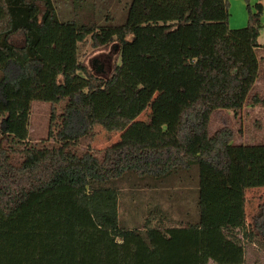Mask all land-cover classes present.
I'll return each instance as SVG.
<instances>
[{
  "label": "trees",
  "instance_id": "obj_1",
  "mask_svg": "<svg viewBox=\"0 0 264 264\" xmlns=\"http://www.w3.org/2000/svg\"><path fill=\"white\" fill-rule=\"evenodd\" d=\"M65 1L71 18L60 22L53 0H0V264H244L242 246L226 232L247 229L264 239V201L246 223L247 192L264 188V144L233 145L225 129L209 137L208 123L217 110L241 111L258 79L262 5L252 12L248 5L247 26L232 30L227 0L212 3L224 8L217 20H210L215 8L204 9L205 0H186L175 21L132 23L128 12L119 26L99 25L98 0ZM132 1L149 13L147 0ZM49 26L57 34L44 53L39 46ZM105 30L114 35L98 42ZM16 34L21 46L11 42ZM88 37L94 51L112 43L118 49L106 78L79 57ZM185 66L197 74V88L173 133L118 144L102 159L68 151L96 128L108 136L126 131L165 75ZM27 93L52 106L51 126L54 106L66 102L55 136L60 147L27 148L16 166L3 146L11 133L5 114ZM195 167L193 222L164 227L163 214L151 217L161 212L156 205L140 228L122 226L118 182L128 174L163 179Z\"/></svg>",
  "mask_w": 264,
  "mask_h": 264
},
{
  "label": "rangeland",
  "instance_id": "obj_2",
  "mask_svg": "<svg viewBox=\"0 0 264 264\" xmlns=\"http://www.w3.org/2000/svg\"><path fill=\"white\" fill-rule=\"evenodd\" d=\"M191 0H147L149 13L142 15V2L132 0H98L99 25L119 26L126 21L128 12L130 22L142 23L144 21H175L192 4ZM224 2L225 0H219ZM215 0H205L204 9L215 8L210 20L220 19L224 14V8L219 10L214 7ZM132 3V7H131ZM228 26L232 30L242 29L248 22V5L251 12L256 4L262 5L260 16L264 26V0H227ZM57 8V16L60 22H65L71 17L70 3L65 0H53ZM134 4V5H133ZM106 16L111 19L107 21ZM113 31H98L97 41L104 43L114 34ZM57 34L55 26H49L46 35L42 37L39 50L46 52ZM92 39L88 37L85 43L79 45V57L88 65L91 72L99 77H107L112 65L118 61V49L114 43L105 50L94 51L91 47ZM96 41V40H95ZM96 41V42H97ZM11 42L16 46L23 44V36L16 34L11 37ZM258 42L264 44V27L260 30ZM44 52V53H45ZM260 67L257 84L248 94L246 103L241 111L233 113L227 110L213 112L208 123V136L212 137L219 130H228L233 136V145H258L264 144V53H259ZM183 65V63L181 64ZM197 74L190 67L179 68L178 71L170 70L166 74L155 97L147 110L123 133L108 136L102 129L96 128L92 136L74 142L68 151L80 157L85 153H91L102 159L106 149L130 141L155 140L163 134H171L174 131L179 111L193 96L197 88ZM32 93L24 94L11 103L9 114H5L11 121V133L3 142L10 154L14 165L19 166L23 162V151L27 148H59L60 143L56 139V133L60 126L59 116L66 102L54 106L55 119L51 126L50 115L52 106L49 103L37 102L31 99ZM255 95H258L255 96ZM253 97L259 102L254 103ZM3 110V108H0ZM50 127L51 130H50ZM191 171V172H190ZM163 179L137 177L128 174L130 178L118 182L116 188L119 191V216L123 227H141L148 211L159 205L163 214L164 227H179L187 222H193L198 216L197 190L195 182H191L193 172L198 175L197 168ZM182 176V179L179 177ZM197 186V178H196ZM246 223L257 211L264 201V188L254 189L246 195ZM246 230V231H245ZM230 230L228 237L242 246L244 250V264H264V239L260 236L248 235V230ZM208 264H214L209 262Z\"/></svg>",
  "mask_w": 264,
  "mask_h": 264
},
{
  "label": "crops",
  "instance_id": "obj_3",
  "mask_svg": "<svg viewBox=\"0 0 264 264\" xmlns=\"http://www.w3.org/2000/svg\"><path fill=\"white\" fill-rule=\"evenodd\" d=\"M258 43H259V42H258ZM259 45H261V44L259 43ZM261 46H264V44L261 45ZM259 53H260V54H261V53H264V47H261V48H259V49L256 50V56H257V58H258V60H259V67H260V57H258V54H259ZM258 79H259V73H258ZM258 79H257V81L255 82L254 86L257 84ZM254 86H253V88H254ZM255 96L258 97V95H255Z\"/></svg>",
  "mask_w": 264,
  "mask_h": 264
}]
</instances>
